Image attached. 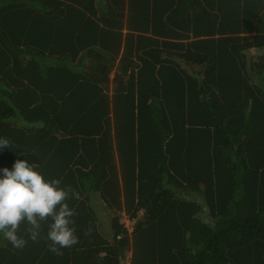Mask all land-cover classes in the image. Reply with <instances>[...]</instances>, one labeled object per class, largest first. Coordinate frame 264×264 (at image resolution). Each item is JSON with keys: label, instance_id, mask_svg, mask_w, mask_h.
I'll list each match as a JSON object with an SVG mask.
<instances>
[{"label": "trees", "instance_id": "obj_1", "mask_svg": "<svg viewBox=\"0 0 264 264\" xmlns=\"http://www.w3.org/2000/svg\"><path fill=\"white\" fill-rule=\"evenodd\" d=\"M123 39L112 98L116 61L45 64L30 44ZM0 137V169L27 159L81 195L78 244L55 255L46 223L39 242L22 223L0 264H264V0H0Z\"/></svg>", "mask_w": 264, "mask_h": 264}, {"label": "clouds", "instance_id": "obj_2", "mask_svg": "<svg viewBox=\"0 0 264 264\" xmlns=\"http://www.w3.org/2000/svg\"><path fill=\"white\" fill-rule=\"evenodd\" d=\"M0 147H11V142L0 137ZM71 199H81L75 188L62 186L59 178L46 179L36 165L17 159L11 168L0 169V233L14 248L23 249L27 240L19 235L21 224L28 226V239L39 242L46 223L49 251L63 255L62 249L79 242L74 226L77 213L68 203Z\"/></svg>", "mask_w": 264, "mask_h": 264}, {"label": "crops", "instance_id": "obj_3", "mask_svg": "<svg viewBox=\"0 0 264 264\" xmlns=\"http://www.w3.org/2000/svg\"><path fill=\"white\" fill-rule=\"evenodd\" d=\"M23 1V0H20ZM44 12V11H43ZM124 33H127L128 30L127 28L123 29ZM107 43L113 44L115 46V49L117 50L116 52L113 50H105L101 47L104 46L103 44H101V41L98 42H76V41H32L30 44L34 46V48H32L31 52L32 53H43L39 55V58L42 60V63L45 64H58L60 62V58L61 55L57 52H53V51H60V52H64L65 53V57L66 59H68L70 61L69 63V68H77V66L80 64L83 65L84 68H86L87 70H89L90 66L95 65V66H99L100 62L103 60L105 62L111 63V61H116V64L113 65L111 71H110V77H111V83H110V89L109 91H107L110 94V98L113 97V92H115V87H116V82H115V78L117 76V74L119 73V71H122L123 69L121 68V61L126 53L125 50V41L123 39V41H119L120 43V47L117 45V43L113 42V41H105ZM117 42V41H116ZM81 45L85 46V48L83 49V51L80 53L78 59L74 58L73 55L76 52L75 50L77 48H79ZM20 46V53L21 56L20 58L25 60V58H31V55L29 53V50H26V52H23V48H24V43H19ZM50 48H52V52L49 50ZM60 49V50H59ZM111 60V61H110ZM72 65V67H71ZM68 95V94H67ZM66 103H64L63 101H60V108L57 110H61L62 114L65 111H69L65 113V119L64 117L62 118L63 120L61 122H57V125H61V123L66 124V119H70L73 117V110H77L75 105L73 103L69 102V96H67L66 98ZM111 111H110V120L108 119L107 124H111L113 127V133H114V140H115V155L116 157H119V151L116 145V137H115V129H116V124H115V119H114V110H113V103H111V107H110ZM70 110H72L73 113H70ZM49 111V110H48ZM65 120V122H63ZM22 121V120H20ZM23 125H26L24 122H22ZM36 125L38 126H43L44 123L43 122H35ZM110 127V126H108ZM62 129V128H61ZM60 129V130H61ZM60 130H54V133L56 134V136H58V138H63L66 135L61 132ZM71 153L69 150L60 152L58 154L59 157H68L70 156ZM101 154H97V156H100ZM55 171H62L64 172L66 170V172H69L71 170V168H69V165L66 166V163L63 162V164H60V166H57L56 168H54ZM93 201L96 202V208L98 209L99 213H100V218L102 222H108L109 220V215L106 213L105 211V207H104V202L102 201L101 198L96 196L92 197ZM124 213H126L124 211ZM126 215V214H125ZM127 217V216H126Z\"/></svg>", "mask_w": 264, "mask_h": 264}, {"label": "rangeland", "instance_id": "obj_4", "mask_svg": "<svg viewBox=\"0 0 264 264\" xmlns=\"http://www.w3.org/2000/svg\"><path fill=\"white\" fill-rule=\"evenodd\" d=\"M126 219H127L126 222L128 223L129 227L131 228L132 227V223L128 220V217H126ZM131 256H132V248H130L127 251V255H126V258H125V264H130Z\"/></svg>", "mask_w": 264, "mask_h": 264}, {"label": "built area", "instance_id": "obj_5", "mask_svg": "<svg viewBox=\"0 0 264 264\" xmlns=\"http://www.w3.org/2000/svg\"><path fill=\"white\" fill-rule=\"evenodd\" d=\"M132 224L136 221V219H128ZM128 224V223H127Z\"/></svg>", "mask_w": 264, "mask_h": 264}]
</instances>
